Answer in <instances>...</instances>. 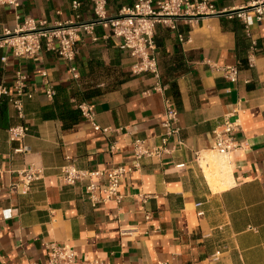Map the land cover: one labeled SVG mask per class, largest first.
<instances>
[{"label":"crops","instance_id":"0c3cea01","mask_svg":"<svg viewBox=\"0 0 264 264\" xmlns=\"http://www.w3.org/2000/svg\"><path fill=\"white\" fill-rule=\"evenodd\" d=\"M73 1L21 0L18 8H0V23L68 21L74 19ZM78 1L82 18L91 20L92 3ZM135 1L107 0L108 13ZM249 1L215 4L226 12ZM179 32L190 41H180ZM96 33L103 37L108 31L97 27ZM251 33L255 50L237 18L180 21L178 31L158 26L162 91L150 75L131 73L133 59L112 38H84L75 60L77 80L47 51L40 61L0 59V85L10 84L22 67L35 89L25 100L31 128L22 141L9 139V127L19 123L12 106L0 109V264H44L51 242L101 264H264V21ZM230 66L239 68L236 81L225 75ZM46 81L55 91L52 98ZM165 97L177 104L180 134L169 152L145 159L121 180V201L92 203L83 184L60 182L68 163L109 171L133 163L135 141L159 146ZM83 101L94 105L96 122L108 133L82 116L65 127L72 122L61 118L59 106L67 102L77 109ZM226 118L241 123L234 135L241 147L227 156L214 147ZM30 165L41 167L43 178L28 194L13 191Z\"/></svg>","mask_w":264,"mask_h":264},{"label":"built area","instance_id":"2783aa9c","mask_svg":"<svg viewBox=\"0 0 264 264\" xmlns=\"http://www.w3.org/2000/svg\"><path fill=\"white\" fill-rule=\"evenodd\" d=\"M92 3L93 17L87 21L82 18L80 9L82 2H72L74 19L56 21L53 24L44 19L26 18L15 27L0 23V52L3 63L10 57L40 61L41 52L47 51L57 55L68 67L74 80L79 79V71L75 65L79 46L86 36L92 42L114 39L120 50L127 53L132 59L131 73L133 75H150L155 80V88L163 90L162 77L158 63V48L156 44V31L158 26H166L178 31L179 22L187 24L198 22L210 16L224 15L229 19L237 18L244 25L245 32L251 39V48L255 50L257 41L252 37L251 28L255 23L264 21V0H250L246 5L232 11L218 10L215 0H136L130 7L122 8L116 15H109L107 0H87ZM21 0H0V8H18ZM102 27L108 33L100 37L96 28ZM182 42L190 41V36L183 32L178 33ZM253 62L252 56L249 59ZM228 79L236 81L239 68L230 66L224 69ZM42 75L47 77V72ZM29 74L19 67L14 72L10 84L0 85V103L6 98L15 111L19 120L8 129L11 141H22L29 133L31 123L25 113V100L35 96V89L28 84ZM47 95H55L53 87L46 81ZM164 113L161 126L164 130L159 146H151L146 140L139 139L133 146V163L120 165L109 171L84 170L68 163L61 169L59 180L63 185L83 184L85 195L92 203L106 201H121V180L142 167L147 158L161 157L170 151V144L181 131L178 123V108L176 102L168 97L164 99ZM77 108L81 116L90 122L96 130L108 133L109 128H102L96 122L95 108L92 103L83 101ZM241 127L239 118L231 120L226 118L221 130L216 131L215 150L227 156L231 151L237 150L241 144L235 140V131ZM25 149H17L24 151ZM41 167L30 165L20 172V180L12 184V190L21 194H28L33 185L43 178ZM47 260L44 264H101L99 261H83L79 258L77 250L70 245H61L56 242L47 244Z\"/></svg>","mask_w":264,"mask_h":264},{"label":"trees","instance_id":"16d2710c","mask_svg":"<svg viewBox=\"0 0 264 264\" xmlns=\"http://www.w3.org/2000/svg\"><path fill=\"white\" fill-rule=\"evenodd\" d=\"M97 93H93L90 94V96H94ZM8 106V101L6 98H3L1 103H0V109L2 108H6ZM59 110H60V116L62 119L64 120H68L72 122V125H66L65 127H73L75 126V124H77L79 122V120L81 119V111L77 108H73L71 109L70 105L67 102H64L61 106H59ZM4 109H2L3 111ZM44 117H49L48 114H44Z\"/></svg>","mask_w":264,"mask_h":264}]
</instances>
